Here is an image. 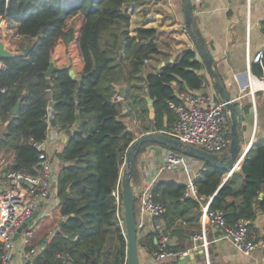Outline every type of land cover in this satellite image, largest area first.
I'll return each mask as SVG.
<instances>
[{
    "label": "trees",
    "instance_id": "1",
    "mask_svg": "<svg viewBox=\"0 0 264 264\" xmlns=\"http://www.w3.org/2000/svg\"><path fill=\"white\" fill-rule=\"evenodd\" d=\"M149 1L0 0V23L13 25L12 35L19 40L13 57L4 61L6 69L0 71V123L4 126L0 153L7 148L12 152L4 170L35 175L40 154L37 144L46 139L50 121L58 130L72 128L76 116L80 121L56 154L61 166L56 181L58 204L49 219L51 230L39 243L38 254L25 264H126L124 229L115 217V190L126 151L136 137L121 120L123 101L141 103L147 116L145 88L152 101V128L165 131L176 121L168 102L179 104L180 94L200 90L205 82L200 74L202 63L188 49L159 72L142 75L144 61L161 55L154 42L157 32L138 28L131 36L129 11ZM72 43L81 62L77 77L70 76L71 65H54L59 70L45 77L56 47ZM22 49H29L26 55ZM252 72L264 73V52L261 66L256 64ZM121 84L126 93L116 100ZM227 127L230 140L229 121ZM150 129L144 128L145 132ZM193 185L198 196L211 199L209 210L224 213L227 225L244 219L250 221L251 230L256 214L264 212V141L250 146L238 171L229 174L204 164ZM186 189L167 181L150 193L164 210L161 219L170 237L180 232L187 236L200 233V204L185 196ZM180 220L192 224V230L180 231L176 226ZM157 240L154 231L138 241V247L152 256ZM36 244L32 240L26 250ZM168 250L182 252L184 248L168 246Z\"/></svg>",
    "mask_w": 264,
    "mask_h": 264
},
{
    "label": "crops",
    "instance_id": "2",
    "mask_svg": "<svg viewBox=\"0 0 264 264\" xmlns=\"http://www.w3.org/2000/svg\"><path fill=\"white\" fill-rule=\"evenodd\" d=\"M192 5L194 7L192 28L199 34L200 40L213 60L216 73L222 80L230 100L235 105V113L238 118L237 131L240 138L239 154H241L248 144L251 146L256 141H264V88L259 82L261 75L257 76L255 72H252V68H255L257 64L254 61L255 58L261 56L264 52V0H249L248 7L246 0H198V3H192ZM129 12L131 36H135L136 30L145 28L147 24L149 28H158V49L161 55L158 57L157 65H155L154 59L144 63L143 76L149 72H159L162 67L173 63L179 54L187 49L195 52L196 59L202 63L186 32L184 0H151L141 6L131 8ZM12 26L6 25L4 22L0 23V43L10 53L17 48V45L14 46L9 43V38H16L12 35ZM51 62L59 68L71 65V71L76 77L80 73L81 62L79 56H76L75 60H71L67 59L65 55L53 54ZM247 66H249L252 90L254 91L253 98L250 95L251 91L248 85ZM200 74L204 76L205 82L200 90L194 91L211 94L216 101H219L218 94L204 65ZM121 88L124 90V96L126 86L123 84L117 86V93ZM142 92L144 93L143 98L148 109V115L143 114L141 103L133 104L132 101H123V113L121 115L122 122L129 130L134 132L136 139L153 129L154 114L151 118L150 112L153 113V110L149 109V104L152 106V101L145 88L142 89ZM120 100H122L121 97ZM0 125L2 128L0 130L1 134L4 131V126L1 123ZM146 126L151 128L147 132L144 130ZM66 130H58L53 126L51 120L46 139L42 142L43 151L52 167L53 180L47 198L42 202L36 216L31 220L30 225L34 224V228L35 223L50 219L58 204L56 181L61 165L56 159V154L62 151L69 138L64 133ZM167 150L169 149L162 146L148 144L136 159L132 186L135 198L138 241L144 240L145 237L156 231L155 228L158 224L160 229L158 232L156 231L158 238L165 233L168 237L169 246L184 248V251L181 252L183 255L177 260V264H264V212H258L255 219L251 221V232L257 246L247 256L239 253L228 241L222 239L217 228L207 226L205 236L209 243L208 261H206L203 251L199 248V242L194 243L191 236H187L183 232L170 237L169 231L165 230V222L161 218L155 221L145 212L143 201L150 196L152 189L158 183L173 181L185 185L188 189L190 186H194L199 171L204 166L202 162H199L196 170L190 171L183 164L173 171H166L163 168L162 160ZM11 153L8 148L0 153V191L5 186L2 175L6 172L4 168ZM221 155L217 156L220 157ZM120 177L118 182L119 196L121 194ZM176 223L180 231L192 230V224L186 225L181 220ZM22 231L17 235L16 242L19 243V247L18 252L12 259V264L23 263L24 253L28 251L26 250L27 246L23 250L21 245ZM35 231L32 240L35 238ZM138 252L140 264H169L166 261L155 262L153 257L147 254L142 247H138Z\"/></svg>",
    "mask_w": 264,
    "mask_h": 264
},
{
    "label": "built area",
    "instance_id": "3",
    "mask_svg": "<svg viewBox=\"0 0 264 264\" xmlns=\"http://www.w3.org/2000/svg\"><path fill=\"white\" fill-rule=\"evenodd\" d=\"M192 3H198V0L192 1ZM246 3L248 7L249 0H246ZM254 61L261 66V56H257ZM5 69V63L0 60V71ZM246 70L251 91L250 95L253 98L254 91L252 90L249 66H247ZM259 82L264 88V73L260 76ZM115 99L120 100L119 95ZM179 100V104L168 102L169 107L176 116L175 123L168 130L158 131L157 133L170 137L183 145L197 148L210 154L220 155L227 152L230 143V140L226 137L229 119L223 104L216 101L211 94L199 91L184 92L180 94ZM249 147L250 144L239 154L230 173L240 169L243 157ZM37 148L40 150L38 156L39 169L35 175L11 171L2 175L5 186L0 191V264H12L17 231L27 221L33 219L42 202L49 194L53 180L52 167L43 151L42 143L37 144ZM185 162V156L170 150L165 152L162 160L163 168L166 171H173L181 167ZM185 196L192 197L200 204V233L191 236V239L194 243H200L199 248L203 251L206 261H208L209 244L205 236L207 226L217 228L221 233L222 239L228 241L242 255L247 256L256 249L257 244L250 230V221L240 219L233 226L227 225L224 220V213L219 210H209L211 199L205 201L203 197L198 196L194 186L186 189ZM115 197V217L119 227L123 230L119 184L116 186ZM143 208L155 221H158L164 213L162 206L154 202L150 196L143 201ZM29 224L22 231L21 245L23 250L34 237L35 228ZM155 230L157 232L160 230L158 224ZM156 245L157 252L152 257L157 263L166 261L177 264V260L183 255L181 252L168 250L169 242L165 233L159 236ZM41 248V245H36L26 251L24 253V262L21 264L27 263L38 254ZM62 264L73 263L65 261Z\"/></svg>",
    "mask_w": 264,
    "mask_h": 264
},
{
    "label": "water",
    "instance_id": "4",
    "mask_svg": "<svg viewBox=\"0 0 264 264\" xmlns=\"http://www.w3.org/2000/svg\"><path fill=\"white\" fill-rule=\"evenodd\" d=\"M193 5L192 0H184V19H185V28L186 32L194 44L196 51L208 73L209 78L212 80L213 87L218 94L219 101L223 104L224 110L228 114L229 119V134H230V143L228 151L223 153L220 157L214 154L204 152L200 149L193 148L181 144L180 142L167 137L163 134L157 133L152 129L149 133L144 134L137 138L126 151L124 158V164L121 171L120 177V187L122 194V206H123V224H124V234L126 242V264H140L139 261V252H138V237H137V228L135 220V198L134 190L132 186L134 168L136 165V159L142 147L146 144H155L158 146L165 147L170 151L175 153H180L183 156L189 157L191 159L198 160L203 164H211L218 169H223L230 171L234 168L236 159L239 156V145L240 138L237 131L238 128V118L235 113V105L230 100V96L226 91L225 86L222 83V80L216 73L214 69L213 60L206 50L204 44L192 31V22H193ZM36 41V39H34ZM29 49H22L21 54L26 55ZM13 57V54L4 49V45L0 43V60L5 61ZM59 70L51 62L48 70L44 73L45 77H50L53 72ZM70 76L74 78V73L69 72ZM124 90L121 88L118 90V93L121 98H123ZM47 95L49 92L47 91ZM48 99L50 97L48 96ZM18 107V103L12 110V115L15 114ZM149 109H152L151 104H149ZM150 117L153 118V113L150 112ZM80 121L78 116H76V123L72 128H69L64 133L68 137L70 136L79 125ZM226 180V178H225ZM224 180V181H225ZM223 181V182H224ZM37 214V213H36ZM34 215V217L36 216ZM33 217V218H34ZM31 222L27 221L18 231L17 235ZM62 225V223L60 224Z\"/></svg>",
    "mask_w": 264,
    "mask_h": 264
},
{
    "label": "rangeland",
    "instance_id": "5",
    "mask_svg": "<svg viewBox=\"0 0 264 264\" xmlns=\"http://www.w3.org/2000/svg\"><path fill=\"white\" fill-rule=\"evenodd\" d=\"M144 12V11H143ZM145 13V12H144ZM78 27L80 25V22H78ZM153 25H157V24H153ZM147 26H149L147 24ZM145 27V28H149V27ZM157 32V36L155 38V43L158 47V28H154ZM131 30V29H130ZM131 34V33H130ZM7 40V38H6ZM9 43L11 45H14L16 46L18 43H19V40L16 39V38H9ZM54 54L55 55H65V57L67 59H71V60H75V57L77 56L78 57V52H77V48H76V45L75 44H70L69 46L65 47L64 44H59L55 51H54ZM154 63L155 65L158 64V57L154 59ZM0 130H2L1 128V125H0ZM188 160V161H187ZM199 162L198 160H195V159H191L189 157H186V162L184 163L186 168L188 170H196V167L197 165H199ZM196 173V172H195ZM30 225V224H29ZM51 222L49 219H44L43 221L39 222V223H35V238H34V244H39L41 242V240L45 237L46 234H48L51 230ZM34 226V224L32 225V227ZM18 247H19V243L18 242H15V250L13 251V257L16 255V253L18 252ZM15 259V258H14ZM13 261V260H12Z\"/></svg>",
    "mask_w": 264,
    "mask_h": 264
}]
</instances>
